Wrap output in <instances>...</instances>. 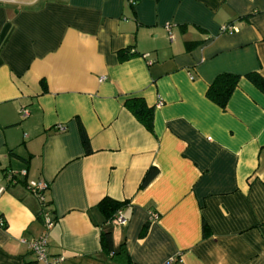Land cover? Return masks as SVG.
Returning a JSON list of instances; mask_svg holds the SVG:
<instances>
[{
	"label": "crops",
	"instance_id": "1",
	"mask_svg": "<svg viewBox=\"0 0 264 264\" xmlns=\"http://www.w3.org/2000/svg\"><path fill=\"white\" fill-rule=\"evenodd\" d=\"M0 190V264H33L44 214L58 264H264V0H0Z\"/></svg>",
	"mask_w": 264,
	"mask_h": 264
},
{
	"label": "trees",
	"instance_id": "2",
	"mask_svg": "<svg viewBox=\"0 0 264 264\" xmlns=\"http://www.w3.org/2000/svg\"><path fill=\"white\" fill-rule=\"evenodd\" d=\"M159 1V0H157ZM127 53V52H126ZM121 58H124L126 55L124 53L120 54ZM255 83L262 86L261 81L258 76H250ZM240 77L232 74H222L219 75L211 86L208 89L207 96L208 98L217 104L221 108H225L227 103L229 102L231 96L234 91L238 87ZM125 108L137 119V121L143 125L147 131L150 133L153 132V124H154V109L150 108L146 102L141 98L129 99L125 103ZM83 144L85 149L89 150V140L83 134ZM158 175V170L156 168H151L147 174L145 175L141 188L146 187L150 184L155 177ZM127 203L115 201L110 198L103 199L99 205L98 209L102 213L105 223L115 220L118 214L126 207ZM145 229V228H144ZM205 233H207L208 229L204 228ZM101 243L104 249L116 255H123L127 258L128 261L129 255L125 249V245L121 247L119 252H115L114 250V241L113 234L111 232H102L101 235Z\"/></svg>",
	"mask_w": 264,
	"mask_h": 264
},
{
	"label": "built area",
	"instance_id": "3",
	"mask_svg": "<svg viewBox=\"0 0 264 264\" xmlns=\"http://www.w3.org/2000/svg\"><path fill=\"white\" fill-rule=\"evenodd\" d=\"M224 32H232L234 31L233 27H225ZM21 115L23 117H27L28 111L22 110ZM23 175H26V172H23ZM11 178V177H10ZM12 179V178H11ZM48 189V185L41 182V183H35L30 186V190L33 192L35 196L38 197L39 201L44 205L45 204V198L44 193ZM3 190H0V194H2ZM44 221V234L40 236L37 239H33L31 241L23 240V243L27 245L29 251L34 255V262L33 264H58L59 260H55L53 262H50L49 260V252H48V232L53 228L54 222L48 218V215L44 214L43 217ZM152 219H157L155 215H152ZM116 222L120 226H125L126 221L123 218L122 214L119 213L116 217ZM172 264V263H171Z\"/></svg>",
	"mask_w": 264,
	"mask_h": 264
}]
</instances>
